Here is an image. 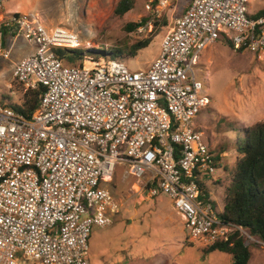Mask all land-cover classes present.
<instances>
[{"label":"built area","instance_id":"obj_1","mask_svg":"<svg viewBox=\"0 0 264 264\" xmlns=\"http://www.w3.org/2000/svg\"><path fill=\"white\" fill-rule=\"evenodd\" d=\"M8 1L0 0V56L10 57L5 28L23 33L36 49L13 77L24 94L44 91L30 117L0 103V264H90L93 228L112 225L124 206L107 187L120 168L147 198H170L192 243L211 247L237 231L256 242L220 217L207 190L218 165L191 128L211 103L194 70L203 50L222 39L264 58V18L250 16V0H191L160 56L138 71L120 60L65 65L54 49L79 48L77 35L33 15L6 17ZM150 3L156 16L168 8Z\"/></svg>","mask_w":264,"mask_h":264},{"label":"rangeland","instance_id":"obj_2","mask_svg":"<svg viewBox=\"0 0 264 264\" xmlns=\"http://www.w3.org/2000/svg\"><path fill=\"white\" fill-rule=\"evenodd\" d=\"M119 1L10 0L4 4L2 15L28 14L48 29L65 27L77 35L79 48L92 56L117 44L131 46L149 39L148 48L124 61L132 71L146 70L160 56L165 34L191 0H168V8L160 11L159 16L146 10V5L156 0H134V8L123 17L114 13ZM262 9L264 0H250V16ZM151 16L153 20L143 30L128 31V24L141 23L143 18L151 19ZM154 22L160 25L154 27ZM5 33L6 30L3 44ZM17 36L10 57L0 56V103L4 105H22L24 92L16 84L13 73L16 65L36 49L23 33ZM194 70L204 84L200 95L208 96L211 103L193 118L191 128L202 134L203 142L216 156L222 154L221 167L208 182L207 189L222 212L237 161L235 143L244 140L239 129L264 122V58L249 51H235L221 39L201 52ZM110 185L105 186L115 197L125 199L124 206L114 216L112 225L93 228L87 254L90 264L232 263L229 254L207 252L209 246L189 241L184 220L168 196L147 198V193L141 190L142 183L127 177L122 168ZM241 236L252 251L250 264H264V241L252 236L255 242Z\"/></svg>","mask_w":264,"mask_h":264},{"label":"trees","instance_id":"obj_3","mask_svg":"<svg viewBox=\"0 0 264 264\" xmlns=\"http://www.w3.org/2000/svg\"><path fill=\"white\" fill-rule=\"evenodd\" d=\"M158 0H156L157 2ZM155 2V3H156ZM134 8V0H120L114 13L123 17ZM253 19L264 18V9L251 16ZM149 17L142 19L141 23H130L128 31H135L152 21ZM158 21V19H156ZM160 22H154V27ZM233 48L231 42L224 40ZM151 41L144 39L131 46L119 44L101 51L92 56L81 48H55L54 51L65 65L85 66L89 62L100 60H130L137 56L140 50L150 46ZM115 51H112V49ZM242 51V50H240ZM100 55V56H99ZM101 55H105L102 57ZM44 89L30 90L24 94L21 106L14 105L18 112L30 117L39 107ZM243 141L237 140L235 150L237 153L236 166L231 176V184L228 189L224 210L220 217L226 222L233 223L246 229L251 236L264 241V122L255 124L252 128H240ZM212 151V150H211ZM213 153V152H212ZM215 156L217 167H221V157ZM220 163V164H219ZM221 252L232 256L231 264H250L252 251L244 242L240 232H235L226 243H217L208 247L207 252Z\"/></svg>","mask_w":264,"mask_h":264},{"label":"crops","instance_id":"obj_4","mask_svg":"<svg viewBox=\"0 0 264 264\" xmlns=\"http://www.w3.org/2000/svg\"><path fill=\"white\" fill-rule=\"evenodd\" d=\"M5 30H6V33H5V39H4L3 49L5 48L6 50H11V48L13 47L14 42H15V40H16V38L18 36L15 33H13L14 31L11 28H6ZM11 39L13 41H12V44L9 46V42H10Z\"/></svg>","mask_w":264,"mask_h":264},{"label":"bare ground","instance_id":"obj_5","mask_svg":"<svg viewBox=\"0 0 264 264\" xmlns=\"http://www.w3.org/2000/svg\"><path fill=\"white\" fill-rule=\"evenodd\" d=\"M75 46H79V45H75Z\"/></svg>","mask_w":264,"mask_h":264}]
</instances>
